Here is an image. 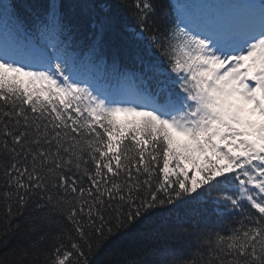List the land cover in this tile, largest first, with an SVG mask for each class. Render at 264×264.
Here are the masks:
<instances>
[{
	"label": "snow or ice",
	"instance_id": "obj_1",
	"mask_svg": "<svg viewBox=\"0 0 264 264\" xmlns=\"http://www.w3.org/2000/svg\"><path fill=\"white\" fill-rule=\"evenodd\" d=\"M30 7L0 2V264H93L127 231L107 264H264V0L196 24L119 0L130 37L117 6ZM85 16L89 61L139 65L127 87L76 67Z\"/></svg>",
	"mask_w": 264,
	"mask_h": 264
},
{
	"label": "trees",
	"instance_id": "obj_2",
	"mask_svg": "<svg viewBox=\"0 0 264 264\" xmlns=\"http://www.w3.org/2000/svg\"><path fill=\"white\" fill-rule=\"evenodd\" d=\"M0 2L7 3L8 0H0ZM43 2H45V0H17L19 11L21 12L22 16H28L30 13H32V8L30 5ZM65 2H75V0H65ZM79 2H84V0H79ZM94 2L99 5L117 6L119 21L124 36H131V33L135 31L134 21L126 9L118 7L119 0H94ZM222 2L221 0H155L158 11L161 12V14H166L169 19H172L178 15L181 16V9L184 7V9L191 12L193 15H196V17L205 22H216L218 20L219 17L213 11V8L221 6ZM28 22L31 26V18H29ZM88 29V19L85 16L83 18V23L78 26V34L76 37L77 42H74L68 49L70 56H72L76 61V67L78 70L85 78L94 82L99 88H104V90H109L111 87H116L117 89L121 90L127 87L123 74L138 73L140 71V67L135 59L132 56L121 57L118 64V70L113 69L110 58H106L103 64H100L96 61H89L86 56L87 49L82 46L81 40V37L88 34ZM125 43L129 48V51L134 50V46L132 45L130 39H127ZM38 46L40 48L46 47L43 45ZM121 119H123V117H121ZM157 176L160 180L163 179V175L159 171L157 172ZM203 211L204 215L215 219V217L212 215L211 205L203 206ZM180 214V212H177V215ZM66 226L68 227L69 231H71V225L66 224ZM18 239L19 237L15 238L12 243L15 244ZM135 246L136 232H122L119 237L115 238L105 248L100 257L93 261V264H107L108 261L122 259L126 255H131ZM44 250L47 251V245L44 246ZM43 258V255H40L39 261H42ZM39 261H33L32 264H39Z\"/></svg>",
	"mask_w": 264,
	"mask_h": 264
},
{
	"label": "rangeland",
	"instance_id": "obj_3",
	"mask_svg": "<svg viewBox=\"0 0 264 264\" xmlns=\"http://www.w3.org/2000/svg\"><path fill=\"white\" fill-rule=\"evenodd\" d=\"M188 18H189V16H188Z\"/></svg>",
	"mask_w": 264,
	"mask_h": 264
}]
</instances>
